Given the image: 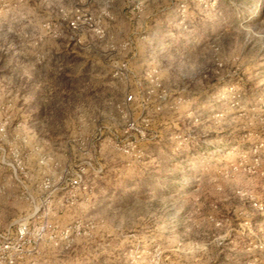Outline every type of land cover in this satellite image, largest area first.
<instances>
[{"label": "rangeland", "instance_id": "obj_1", "mask_svg": "<svg viewBox=\"0 0 264 264\" xmlns=\"http://www.w3.org/2000/svg\"><path fill=\"white\" fill-rule=\"evenodd\" d=\"M0 264H264V0H0Z\"/></svg>", "mask_w": 264, "mask_h": 264}, {"label": "built area", "instance_id": "obj_2", "mask_svg": "<svg viewBox=\"0 0 264 264\" xmlns=\"http://www.w3.org/2000/svg\"><path fill=\"white\" fill-rule=\"evenodd\" d=\"M132 98H133L132 96L128 97L129 100H132ZM7 248H8V247H7Z\"/></svg>", "mask_w": 264, "mask_h": 264}]
</instances>
